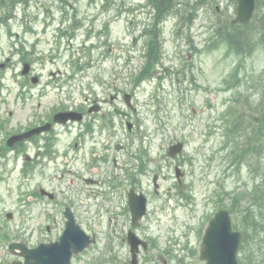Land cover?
Listing matches in <instances>:
<instances>
[{
	"label": "rangeland",
	"instance_id": "374dc122",
	"mask_svg": "<svg viewBox=\"0 0 264 264\" xmlns=\"http://www.w3.org/2000/svg\"><path fill=\"white\" fill-rule=\"evenodd\" d=\"M92 1L95 2L71 0L79 10V18L71 17L70 22L80 26L68 28L74 37L62 38L59 33V39L53 40L52 47L42 48L38 55L30 47L32 36H28L30 41L24 46L14 38L8 40L9 29L20 34V22L17 21L20 17L10 22L8 28L0 27V66L10 61L8 70L4 72L5 68H0V89L3 88L0 99H4L0 100L3 112L0 116L5 119V123L0 122V130L4 128L1 123L5 124V129L13 131L26 116H32L36 111H48L58 103L60 95L64 97L63 91L65 99L73 92V99L78 100V90H101L104 87L100 83L108 84L118 78L122 92L136 96V103H133L138 110L132 120L133 132L130 133L125 125L119 129L120 135L115 142L123 146L121 151H124L118 157L127 160L131 153L137 169L142 164L147 170L138 178L150 195L148 220L155 232L156 249L161 250L158 254L165 253L163 250L178 249L182 244L179 240L186 238L184 225L198 224L201 218L217 210L215 206L219 203L211 202V198L217 196L224 205L235 210L242 223L239 228L245 229L240 263L264 264V159L258 162L251 154L256 145H245L247 138H253L256 143L263 141L256 138V133L259 126H264V30L261 29L264 0H260V13L254 17L259 24L244 30L250 41L246 50L238 55L233 51L226 52L227 47L220 46L222 43L218 39L209 49L210 36L213 33L223 35L219 31V21L227 23L235 18V0H191V3L202 1L207 5L198 7L195 19L184 27L181 24H184L185 15L177 16L181 11L162 19L157 25L154 6L148 0H121V7H112L108 11L102 1ZM13 2L14 8L19 6L23 10L24 1L0 0V21L9 20L2 8L6 5L12 8ZM181 6L183 9L184 4ZM29 7L30 4H26V8ZM31 7L35 9L34 3ZM38 18L33 16L35 21ZM60 19L63 17L59 11L58 28L62 27ZM151 26H158L164 40L163 57L158 65L156 57L150 59L146 47L149 36L143 32ZM35 27L37 22L23 27V31L30 32ZM22 57H28L35 73L41 74L43 85L40 90L48 96L40 99L30 82L24 91L30 96H20L24 90L22 83L28 84L21 76ZM148 62L157 77L135 88L131 76L141 67L148 68ZM164 67L173 69L167 77L163 73ZM71 73H75L76 81L69 78ZM53 74L57 78L55 83ZM39 99L41 108L38 107ZM95 135L106 137L107 133ZM177 141L185 142V150L170 158L168 148ZM260 147L264 157V145ZM229 154L231 160H235L233 166L230 159L224 161ZM247 157L249 161L244 166ZM2 160L6 167L0 170V264H7L13 257L5 253L9 239H4L12 238L11 241L18 237L21 211L30 210L33 220L37 221L36 208L30 203L34 199L30 200V197H35L39 185H49L50 179L55 181L56 177L49 171H42V176L32 167H26L22 173L23 162L14 154ZM176 167L184 173L181 184L176 178ZM155 174L159 175L158 196L152 183ZM32 190L35 193H31ZM183 193H190L193 199L185 201ZM246 210L248 214H242ZM8 212L14 214L13 219L6 217ZM192 237L197 239L196 234ZM100 252L103 255L106 250L101 248Z\"/></svg>",
	"mask_w": 264,
	"mask_h": 264
},
{
	"label": "flooded vegetation",
	"instance_id": "af4514ba",
	"mask_svg": "<svg viewBox=\"0 0 264 264\" xmlns=\"http://www.w3.org/2000/svg\"><path fill=\"white\" fill-rule=\"evenodd\" d=\"M27 3L30 6L34 3L35 9L26 8ZM57 11L56 0H27L23 10L15 9L11 13L3 10V14L10 21L20 16L21 20L18 21L23 23L22 28L33 26L37 22L39 28L26 32L24 41L27 42L26 37L30 35L33 37V45L41 48L51 46L53 40L57 39ZM18 12L22 13L19 15ZM33 12L36 14H32ZM33 16H38V20L35 21ZM3 26L8 28V25ZM9 34L8 31V39ZM16 37L19 38L20 35L17 34ZM56 80L57 78H53V83ZM38 85L39 88H35L34 92H37L40 99L48 96L42 94L40 81ZM102 86L104 88L101 90H78V100L73 99V92L65 99L63 91L64 97L60 95L58 106L54 104L44 113L36 111L32 116H26L13 131L5 129V119L0 116L4 127L0 133L6 130L0 134V170L6 167L2 159L14 154L21 158L23 171L26 167H34L42 176V171H49L56 177L55 181L50 179L49 185H39L35 197H30V200L34 199L30 203L36 208L37 221L33 220L30 210L20 212L21 229L16 240L25 249H19L17 258L25 263L23 253L37 249L39 264H205L201 258L202 238L210 217L201 219L200 227L197 228L200 229L199 233L185 234L184 243L178 249L163 250L165 253L161 255L158 254L161 250L156 249L155 232L150 228L149 207L145 216L134 223L130 206L132 189L145 194L148 204L150 196L144 189H138L137 179L131 169L122 168L123 164L120 166L121 158L117 159L111 148L122 122L127 124L134 114L124 116L128 111L122 106L125 96L117 78ZM2 92L3 88L0 89V93ZM24 95L21 92L20 96ZM0 100L4 101L3 98ZM65 112L80 115L77 116L80 121L71 119L64 125L54 122L57 113ZM45 126L48 128L38 135L16 143L11 148L7 147L11 137ZM97 129L102 130L101 134L107 133L106 137L96 136L97 132L94 131ZM110 158L116 170L119 173L124 171V175L120 176L118 173L109 177L108 180H113V183H109L107 187L102 175L106 173V160ZM31 193H35V190ZM45 204L48 206L44 207ZM193 234L197 235V239L192 237ZM133 236L136 241L132 240ZM101 248L106 250L103 255ZM5 253L10 255L9 245Z\"/></svg>",
	"mask_w": 264,
	"mask_h": 264
},
{
	"label": "water",
	"instance_id": "95a60500",
	"mask_svg": "<svg viewBox=\"0 0 264 264\" xmlns=\"http://www.w3.org/2000/svg\"><path fill=\"white\" fill-rule=\"evenodd\" d=\"M238 16L235 22L246 24L250 21L255 10V0H237ZM26 72V70H25ZM22 140V136L13 137L9 143ZM183 150V143H178L170 147V156H175ZM139 200V199H138ZM137 199L134 198V203ZM145 202L137 209L140 213H144ZM241 234L233 232L231 226V216L228 211H220L212 220L210 227L204 237L203 258L208 260L207 264H238L237 250ZM19 247L12 244L11 248Z\"/></svg>",
	"mask_w": 264,
	"mask_h": 264
},
{
	"label": "trees",
	"instance_id": "16d2710c",
	"mask_svg": "<svg viewBox=\"0 0 264 264\" xmlns=\"http://www.w3.org/2000/svg\"><path fill=\"white\" fill-rule=\"evenodd\" d=\"M150 3L155 7V9L157 10V18H162V16L166 15L167 12L169 11H173V12H177L178 8H180L181 4L178 5L180 2L179 0H150ZM183 4H185V9L186 11H191V12H187V13H191L190 14V18H192L194 16V11L196 10V8L198 7L197 1H195L194 3H191V0H184ZM257 14L260 13L261 7H260V0H257ZM264 21V19H263ZM259 23L257 22H252L249 26L245 27L248 29H252L254 27H256ZM225 27H223L224 29L226 28L227 31L225 32H221L223 35V38L230 39V41L237 47H240V45H243L242 42H244L246 39L245 37H241L240 35H238V31L237 29H239V27L237 26H233L231 25L230 22L224 23ZM256 25V26H255ZM264 30V24L262 26V28ZM263 38H264V32H262ZM158 34L157 32H153V37L151 38L150 42L151 43V51H155L158 50V47L156 45V43H158ZM248 40L250 41V39L248 38ZM264 127V126H263ZM262 126H260L259 131L256 133V138L257 139H261L264 140V133L260 132L263 129ZM264 130V129H263ZM253 145H256L255 149H259L260 147V143L259 142H255ZM262 150V149H261ZM260 150V152H261ZM259 152V153H260Z\"/></svg>",
	"mask_w": 264,
	"mask_h": 264
}]
</instances>
